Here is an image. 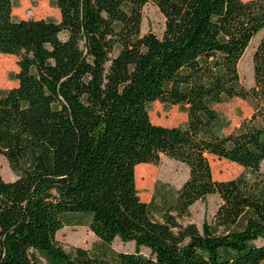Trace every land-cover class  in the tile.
<instances>
[{
    "label": "trees",
    "instance_id": "1",
    "mask_svg": "<svg viewBox=\"0 0 264 264\" xmlns=\"http://www.w3.org/2000/svg\"><path fill=\"white\" fill-rule=\"evenodd\" d=\"M20 1L0 0V55L19 58L15 85L0 88V154L16 175L0 173V264H264V0H46L60 20L17 19ZM149 3L161 37L141 33ZM257 37L248 88L239 62ZM236 97L254 112L227 133L216 107ZM155 102L186 121L154 122ZM162 155L189 177L156 183L147 202L138 165ZM210 157L245 172L215 179ZM213 194V220L187 222ZM66 226L101 246L66 249Z\"/></svg>",
    "mask_w": 264,
    "mask_h": 264
},
{
    "label": "rangeland",
    "instance_id": "2",
    "mask_svg": "<svg viewBox=\"0 0 264 264\" xmlns=\"http://www.w3.org/2000/svg\"><path fill=\"white\" fill-rule=\"evenodd\" d=\"M13 15L17 19H41L52 18L60 20V11L52 6L48 1L33 2L31 0H21L14 8ZM166 28V19L160 9L153 3H149L143 10V21L141 27L142 35L152 32L157 36H162ZM259 37L255 38L239 62V72L243 84L251 88L255 84L253 53L258 43ZM19 58L14 55H0V88L5 89L15 85L11 81L12 74L19 71ZM217 110L229 122L223 131L230 133L237 129L242 120L250 117L254 109L252 104L242 98L236 97L229 102L217 105ZM151 118L156 123L164 125H178L186 121L187 116L182 113L177 106L166 107L160 102H155L150 111ZM222 127V124H220ZM213 175L218 180H229L238 177L245 172V169L227 160L210 157ZM146 167L139 170L137 176V188L143 200L149 202L153 196L156 183H166L175 189L180 188L189 177V168L182 162L162 155L157 164H140ZM261 172L264 174V161L261 164ZM0 173L6 181H13L16 175L12 171L8 160L0 154ZM221 204L218 194L209 195L205 200L197 201L190 210L187 222H192L198 226L207 221L211 222ZM58 240L66 247H83L91 251H96L101 246L99 238L87 226H66L58 233ZM264 243V241H260ZM111 247L117 251H133L134 243H124L116 239Z\"/></svg>",
    "mask_w": 264,
    "mask_h": 264
}]
</instances>
